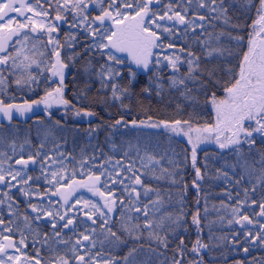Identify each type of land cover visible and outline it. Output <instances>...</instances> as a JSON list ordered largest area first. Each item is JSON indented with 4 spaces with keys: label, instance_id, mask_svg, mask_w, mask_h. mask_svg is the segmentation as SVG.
I'll list each match as a JSON object with an SVG mask.
<instances>
[{
    "label": "trees",
    "instance_id": "trees-1",
    "mask_svg": "<svg viewBox=\"0 0 264 264\" xmlns=\"http://www.w3.org/2000/svg\"><path fill=\"white\" fill-rule=\"evenodd\" d=\"M28 2L34 3V0ZM63 2L49 0L44 3L40 0L34 7L39 10L42 6L47 10V18L33 17L37 22L35 32L29 31L32 25L22 29L21 34L28 32L30 36L24 43L31 57L29 60L35 61L34 67L25 69L21 65L11 69L9 65L10 69L3 71L8 87L0 91V99L5 105L11 103L16 107L9 110L11 119L0 120V136L5 138L0 144V152L4 153L0 162L7 169L6 158L10 156L13 167L20 168L21 165L14 163L15 159L20 156L27 159L29 153L35 155L37 151L41 153L36 157V165L29 163L26 168V174L31 177L27 184L11 181L13 186L6 187L10 178L0 183V221H3L0 235L10 237L19 248V251L16 248H6L5 251L18 257V264H36V261L39 264H60V258L68 264H85L90 257L94 258L95 264H173V260H179L180 264H264V243L259 239L251 243L257 234L264 236V229L260 228L264 217L259 215L260 203L264 202V183L258 179L264 169V136L253 133L249 139H255V144H248L241 134L240 144L226 148L211 142L199 143L193 164L192 144L188 137L168 132L161 124L167 122L171 125L176 120L182 122L180 127H187L184 121L194 128L215 124L212 94L218 99L224 98V88L233 80L230 73L239 72L249 35L258 20V3L253 6V0H223L221 4V0H216L212 5L216 8L214 12L207 10L208 0L200 9H197L196 0L192 5H181L180 0H160L163 7L159 8L154 3L150 15L151 11L162 15L168 11L167 5L171 2L172 9L182 15H185L183 7L189 9L186 21L195 16V23L204 27L193 31L188 24L169 21L167 17L157 20V24H175L176 27L166 32L156 25L151 26L160 37L157 41L160 46L152 50L153 55L145 69L132 62L127 53H116L123 60V63L116 64L102 55L110 49L92 47L100 35V32L96 36L91 34L100 24V21L93 23V20L102 14L101 9L111 11L107 7L108 0H87L90 15L86 21L81 19L83 13L80 10L73 12L65 8L60 10L63 19L55 20L57 3ZM132 2L135 5L136 0ZM117 7H120L119 0ZM199 15H204L205 19L199 20ZM41 19H45V30L39 26ZM23 20L24 17H20V21ZM47 23L59 25L58 31L47 33ZM109 24L106 18L105 25ZM185 28L187 31H182ZM49 36L58 44H49ZM237 37L241 39L238 41ZM54 48L60 52L61 62L67 64L63 85L49 70V65L56 60ZM189 53L193 56L190 57ZM190 58L198 65H194L191 71ZM109 65L119 74L114 71L113 79L102 86L101 71L106 72ZM29 73L34 80L29 79ZM174 80L183 83L173 84ZM113 83L116 84L117 97L112 95ZM56 87H62L63 97L69 103H53L46 108L43 100ZM19 108L29 110L21 114ZM85 112L92 115L86 116ZM22 116L25 117L16 118ZM118 120L120 124L116 123ZM37 127H41V134ZM45 153L51 159L42 168ZM117 162L120 165L133 164L141 183L135 184L129 179L124 184L111 183L108 189L101 183L98 189L105 192L103 197L87 188H76L70 203L81 196L83 199L75 204L74 210L46 203L58 199L51 196V190L57 186L55 180L61 175L74 171L80 179L81 172L99 174L101 165L112 171L111 166ZM52 168L59 170L55 179L51 176ZM197 169L202 179L197 177ZM124 175L122 169L120 176ZM125 185L129 187L125 189ZM133 188L136 191H132ZM136 192L140 193L138 197ZM105 199H109L110 204L115 201L111 204V212L101 207ZM84 201L90 203L85 206ZM241 201L245 202L239 204L242 209L239 215H248L253 221L252 224L242 221L243 227L235 223L231 212ZM93 203L105 216L92 209ZM134 204L141 206V212L131 210ZM32 205L36 206V212L32 211ZM144 206L148 211L146 217L142 215ZM42 209L67 211L65 220L74 217V222L61 228L65 221L55 214L45 216ZM79 209L83 211H76ZM85 212H92V220L96 223ZM37 216L41 218L35 219ZM177 217L179 222L172 224L171 220ZM194 217L198 224L193 223ZM105 219L107 224L103 223ZM147 220L153 222L151 228L146 226ZM161 220L163 226L157 227ZM229 220L233 222L229 224ZM52 223H56L55 229ZM9 228L11 232L7 231ZM92 229L96 230L95 233ZM55 232L60 236H55ZM249 232L252 235H248ZM83 235H90V240H83ZM105 235L108 239L101 244ZM61 240L67 243H61ZM77 240L82 245L96 241V246L91 249L77 245V255H85V261H79L70 251ZM161 240L166 241V248ZM7 243L0 239V244ZM194 247L196 252L192 251ZM245 248L248 250L244 251ZM0 259L4 264H17L3 253H0Z\"/></svg>",
    "mask_w": 264,
    "mask_h": 264
},
{
    "label": "snow or ice",
    "instance_id": "snow-or-ice-1",
    "mask_svg": "<svg viewBox=\"0 0 264 264\" xmlns=\"http://www.w3.org/2000/svg\"><path fill=\"white\" fill-rule=\"evenodd\" d=\"M44 3H49V0H43ZM40 0H34V3H29L28 0H0V65L7 66L9 60L12 61L11 69H16L23 65L25 69L31 67V63H35V61H31L29 64H24V61L21 60L19 64L17 63V57L21 55V50L16 48L17 44H21L22 42H26L30 39L29 33L24 32L21 34L20 29L27 28L28 25H32L29 29L30 32L36 31L37 22L34 21L33 17L39 16L42 18H47L48 11L45 10L42 6L39 10H36L34 4H39ZM159 7H163L160 4V0H136L135 5L132 0H119L120 7H117V0H108V9H101L102 14L98 15L94 18L95 20L100 21V24L96 26L95 31H91L93 36H96L97 32H100L99 37L93 42L92 47L100 48V49H110L102 55H106L108 60L115 61L116 64L123 63V60L117 57L116 53H127L128 57L134 62L137 66H142L147 69L150 63V58L153 55L152 50L154 48L159 47L157 41L160 37L157 35V32L153 30L152 25H156L157 28H162L163 31L170 32L172 29L176 27L175 24L171 25H161L157 24V20H164L165 17L169 21H178L180 24H188L192 30L194 31L197 27L203 28V24L195 23L196 17L194 16L192 20L186 21V14L188 12L187 7H183V12L185 15H182L181 12L174 11L172 9L171 2L168 3L167 9L162 15L157 11L150 10L152 5ZM223 0H221V4ZM258 3L259 7L256 8V13L258 20L255 25H253V31L249 35V39L247 42V51L243 54L241 63L239 65L238 73H230L233 76V80L229 86L224 88L226 95L222 99H218L215 94H212L211 101L215 109V124L201 127H192L187 121H184L183 124L187 125V127H180L182 122L180 120H176L174 124H168L167 122H161L164 129L168 132H171L176 135L183 134L188 137L189 143L192 144L191 155L193 164H195L196 160V147L199 143L213 139L216 143L219 144L220 148H226L231 145H238L241 143V134H243L244 142L248 144H255V139H249L253 137V133H259L261 136H264V0H253V6ZM181 5H192L193 0H180ZM216 4V0H208V11L214 12L216 8L212 7V5ZM89 4L87 0H64L63 4L57 3L56 6V14L55 20H61L63 17L60 14L61 8H65L68 11H76L80 10L83 13L81 19L83 21L88 20L89 13L87 12ZM197 9L205 7V0H196ZM123 9H133L131 12H125ZM226 11V9H223ZM169 12H172V15H169ZM10 13H17L18 15L13 16ZM27 13H32V16H28ZM20 17H24L23 21H20ZM110 21L109 25H105V19ZM199 20L203 21L205 19L204 15H199ZM16 24V27L13 28V25ZM258 25V27H257ZM39 26L42 30H45V19H41L39 21ZM59 25L55 23H47L46 32L52 33L58 31ZM182 31H187V28L182 29ZM15 42H13V38ZM241 38L237 37L239 41ZM107 43H104V41ZM49 44H58V41L49 36L47 41ZM12 47V51H9V47ZM171 46V45H169ZM53 54L56 57L54 63L49 65V70L52 72L53 76L59 78V84L63 85L64 80V69L67 67V64L62 63L60 60V52L54 48ZM189 56L192 57L193 54L189 53ZM27 56L24 57V60H28ZM195 59H198L195 58ZM195 59L190 58L188 60L190 71L195 65ZM198 67V65H195ZM175 67V65H173ZM8 70L7 68H0V74L3 71ZM114 69L111 65L108 66L107 71L105 72L103 69L101 71V83L102 86H105L107 80L113 79ZM115 74L118 75V71H115ZM29 79L34 80L31 73H29ZM19 83V80L16 81ZM5 81L2 75H0V85H4ZM183 83V81H173V84ZM112 87V95L113 97H117L116 92V84L113 83ZM36 103H40L37 101ZM43 103L45 107H50L51 104H64L67 105L69 102L64 99L62 87H56L54 92H48L47 96L44 98ZM16 107L15 105L9 103L7 105L4 104V101L0 99V112H3L5 115L11 119L10 109ZM21 114L23 111L29 110L24 108L18 109ZM77 115L80 113L77 111ZM84 115L91 116V112H85ZM247 122V126L245 125ZM117 124L121 122L116 121ZM135 123V122H133ZM152 127H157L158 125H151ZM193 134L194 137H193ZM3 141L0 140V144ZM23 147V146H21ZM41 148L44 147L43 144L40 145ZM13 151H15V144L12 145ZM238 150V149H237ZM4 153L0 152V156H3ZM41 153L37 151L35 155L29 153L28 158L25 159L23 156H20L18 159H15L14 163L16 165H21L20 168L13 167L11 163V157H9L10 163L9 167L5 169L3 167L2 162H0V183H4L6 178L9 179V183L5 185L6 187H12L11 181H17V183L27 184L31 179L30 176L26 174V168L29 163L36 165V157H39ZM62 155V154H61ZM127 155V153H125ZM45 160L41 162L40 167L43 168L44 163L51 157H48L47 153L44 154ZM151 159V157H149ZM53 164L57 163V161H52ZM62 165L63 161H59ZM83 163V162H82ZM95 161H93V165ZM112 171L105 169L103 165H101V171L99 174L88 172H81L80 179H77V174L73 171L69 175H61L59 180H55V184L57 185L54 190H51V196L58 197L57 200H49L46 203L50 205L60 204L61 208L67 206V210H74V206L76 203H79L83 197H78L76 200L71 201L70 197L76 191V188H87L89 191L94 194H99L100 196H105V192L99 191L98 185L103 184L105 189H108L109 184L111 183H119L124 184L125 180H132L135 184H140L141 180L139 175H136L134 172V165H120L119 162L113 164ZM125 171V175L123 177L120 176L121 170ZM59 170L52 168L51 176L55 179L58 175ZM262 174L258 177L261 183H264V169L261 170ZM131 173L129 176L128 174ZM101 177H104L103 182L101 181ZM197 177H200V171L197 169ZM20 178V179H18ZM119 178V179H117ZM243 178V177H242ZM67 180L66 184L61 183V181ZM52 181H50L51 183ZM239 182V181H238ZM195 183V182H194ZM76 186L75 188L73 186ZM129 186L125 185V189ZM62 189H71V191L65 192ZM132 191H136L134 188ZM255 191V188L252 189ZM145 194H147V189L144 190ZM139 192H136L137 197L139 196ZM132 198L130 197V200ZM61 201L63 203H61ZM245 201L238 202L237 207H233L231 209L232 216L235 218V223L241 224V227L244 225L242 221H247L248 224H252L253 221L249 219L248 215L240 216L239 213L242 211L239 204L244 203ZM2 203V201H0ZM85 206H87L90 201H84ZM115 201H111V204H114ZM251 203H255V201H251ZM111 204L109 203V199H105L104 204L101 206L106 208L109 212L112 211ZM121 204H123V200H121ZM11 207V206H9ZM32 211L36 212L37 208L35 205H32ZM94 211L100 212V215L103 217L105 213L100 211V207L97 204L93 203L91 205ZM135 212H141V206L139 204H134L132 209ZM43 214L45 216H53L55 214L56 217H59L60 220H64V224L61 225V228H67L69 225L73 224L74 217H68L65 220V216L67 215V211L62 213L60 209L54 210H43ZM76 211H83V209H79ZM85 215L88 216L90 220H92V212H85ZM143 216H148L147 206H144V211L142 213ZM259 215L264 217V202L260 203L259 206ZM40 216L35 217V219H40ZM27 219V217H25ZM131 219V217H130ZM139 219V218H137ZM93 223H96L95 220H92ZM179 222V217L172 219V224H177ZM233 220H229L228 223L231 224ZM3 223V221H0ZM11 223V221H10ZM104 224H107L108 221L105 219L103 221ZM152 221L147 220L145 224L147 227H152ZM193 223L198 224L199 221L194 217ZM52 228L55 229L56 223L51 224ZM139 225H135L134 227H138ZM163 226V220L161 223L157 225V227ZM127 228V225H124ZM260 228L264 229V222L260 223ZM3 230H0L2 233ZM7 231L11 232L12 229L9 228ZM95 229H92V233H95ZM111 235L115 236L114 232H111ZM151 234V233H150ZM55 236H60L59 232L54 233ZM248 235H252L251 232ZM159 238V237H157ZM0 239L8 241L7 244H0V253H3L7 256L8 260H16L17 264L19 262L18 257H14L8 254L5 250L6 248H16L19 251V248L16 247L14 242L8 236L0 235ZM108 239V236L105 235L103 239L100 241L101 244L104 243L105 240ZM256 239L261 240V243H264V236L257 234L251 243H254ZM83 240H90V235H83ZM61 243H67V241H60ZM163 246L166 248L167 243L164 240H161ZM20 243H24L23 240ZM183 244V241H181ZM200 244V241H197V245ZM77 245L80 248H94L96 246V241L93 240L89 245H82L80 241L77 240L76 244L72 246L70 251L73 252L74 256L77 257L79 261H85V255H77ZM26 246V245H25ZM248 249L245 248L244 251ZM193 252L197 251V248L192 249ZM131 255V252L129 253ZM127 260V258H125ZM0 264H4V261L0 259ZM36 264H39V261H36ZM60 264H68L66 260L60 258ZM85 264H95V260L93 257H90ZM173 264H180L179 260H173ZM196 264V262H194Z\"/></svg>",
    "mask_w": 264,
    "mask_h": 264
},
{
    "label": "rangeland",
    "instance_id": "rangeland-1",
    "mask_svg": "<svg viewBox=\"0 0 264 264\" xmlns=\"http://www.w3.org/2000/svg\"><path fill=\"white\" fill-rule=\"evenodd\" d=\"M22 46H21V44H17L16 45V48L17 49H20L21 51H25V49L24 48H21ZM24 57H25V55L23 54V53H21V55L19 56V57H17L16 59L17 60H23L24 61V64H29L30 62H31V60H24ZM10 62H12L11 60H9V62L8 63H10ZM3 65H0V67H2ZM31 67H34V63H31ZM30 67V68H31ZM30 68H28V69H30ZM2 75V77L4 78V76H3V74H1ZM4 81H5V78H4ZM8 87V85L6 84V81H5V83H4V85H0V91H3V89H6ZM11 113V112H10ZM17 112H15V114H16ZM6 119H8V116L7 115H5L3 112H0V120H5L6 121ZM37 131L41 134L43 131H42V129H41V127H37ZM37 137H39V135H37ZM41 137H45V135H41ZM0 140H3V141H5V138H4V136L2 135V136H0ZM209 142H211V144H214V145H219L218 143H216L213 139H208V140H205V141H203V142H201L202 144H208ZM9 157L10 156H8L7 158H6V161H7V163H10V160H9ZM5 165L3 164V167H4ZM88 209H90V207H88ZM154 205H153V211H154Z\"/></svg>",
    "mask_w": 264,
    "mask_h": 264
}]
</instances>
